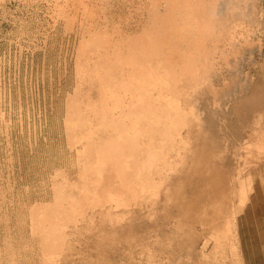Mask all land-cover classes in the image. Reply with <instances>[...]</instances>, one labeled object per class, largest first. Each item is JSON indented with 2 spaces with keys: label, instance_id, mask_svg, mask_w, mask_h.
<instances>
[{
  "label": "bare ground",
  "instance_id": "1",
  "mask_svg": "<svg viewBox=\"0 0 264 264\" xmlns=\"http://www.w3.org/2000/svg\"><path fill=\"white\" fill-rule=\"evenodd\" d=\"M73 1L61 10L68 20L79 21L70 9L107 19L86 39L79 32L75 97L62 111L75 160L56 170L53 202L29 211L43 264L69 262L89 236L141 247L134 227L172 250L195 233L201 249L212 244L205 260L226 244L237 259L240 213L258 173L264 181L262 0Z\"/></svg>",
  "mask_w": 264,
  "mask_h": 264
},
{
  "label": "rangeland",
  "instance_id": "2",
  "mask_svg": "<svg viewBox=\"0 0 264 264\" xmlns=\"http://www.w3.org/2000/svg\"><path fill=\"white\" fill-rule=\"evenodd\" d=\"M60 1L63 5H61L62 3L59 2V0H0V264H4L6 260L7 262L5 264H11L12 262V264H16L15 261L17 260V264H22L23 262V264H43V258H41V252L39 251V244H37L39 242L32 237L30 231V218L28 219V215L30 214L29 211L31 206L41 201V198L44 199L48 205L53 202V187L59 189L61 186V179L59 174H56V170L71 168L73 163L72 160H75L73 157L74 153L69 152L70 150L67 147L68 140L63 125L65 120L62 111L65 113L67 105L64 106V104L68 103L69 98L75 97L74 90L78 81L77 68L75 67H78L76 61L78 62V49L81 44V39H78L79 37H84V32L90 30L94 24L97 23L96 25L98 27L100 24L98 22L102 24L104 22L102 19L107 18L99 14L98 16H100V18H98V16L89 15L93 18L91 21L89 16L88 18L86 16V19H84L85 15L80 13V11L78 13V10L73 9L72 11V9H70V16L72 17L75 14L77 17L76 19H79V21L74 19L78 23H73V17L68 20L62 15L61 10L65 9L66 11L68 6L74 1ZM261 3L260 6L264 8V0H262ZM116 5L118 8H122V6H119L120 4L116 3L113 6V12L118 9L117 7V9H115ZM116 12L117 13L114 12L116 15L113 16V20L119 22L121 18L117 17L118 10ZM262 13H264V9H262V17L260 18L261 27L264 28V14ZM57 15L59 16L57 17ZM64 20H66V26ZM81 20L82 24L80 23ZM93 20H95V23ZM109 20L111 19L109 18ZM69 21L74 25L72 23L70 24ZM67 22L69 23L67 24ZM89 23L91 24L90 27ZM80 25L84 26V28L80 27ZM122 25L125 26V24ZM65 27L67 29H65ZM129 27L132 29L135 26L131 24ZM82 29H85V31L83 32ZM80 31L82 32V34H80L82 36L79 35ZM70 32L72 34H70ZM88 33L87 31L84 37L85 39L87 36L89 37ZM75 54L78 56H75ZM252 73L254 74V71ZM255 73H257V71H255ZM240 76L242 78L244 77L242 73L238 78H240ZM260 88L264 91V77H262V82H260ZM245 114L247 116L246 111ZM68 152L69 154H67ZM70 153L73 158L70 156ZM70 160L72 162L69 164ZM258 168H260V166H256L255 169L253 168V176ZM261 171L262 169L259 172ZM258 175L259 173L256 178ZM249 203V207L252 204L254 206V203L251 201ZM255 203H257V205L259 204L256 211L253 212L246 209L245 213L243 212L242 214L241 212L239 216L240 224L242 220H244L241 227H239V236L236 235L235 237V246L236 249L238 248L236 252L238 258L240 257L239 259H235V256L231 257L230 246V251L226 250L228 248L226 244V249L223 246L222 252L220 251L221 253L219 252L216 258L208 257L210 260H205L207 258L204 259L200 251L203 250L206 255H212L213 250L210 249L212 248V244L207 240L209 243L206 242L207 244L205 243L204 248L201 249V244H199L201 242L195 233H192V237L185 242V245L182 244L181 247L174 245L173 250L172 248L167 249L165 245L160 243L163 248L162 250L160 245L158 246V243L151 242V240L153 241L155 239L154 234L156 231L153 232V236L148 243L147 237L145 236L146 241H144L143 234H139L137 227H132L133 229L136 228L140 236H137L138 234L135 235L137 233L135 230H133V233L131 232V236L134 234L136 239H140V241L138 239L136 242L138 241L142 244V248L140 245H135V241L132 240V238L129 241V246H127L125 242H122L125 243L122 244L120 241L113 242L109 244V246L105 243L104 245L99 239L97 240L94 238V236H89V238H84L81 241L82 249L79 248V252H74L78 254L72 256V258L68 260L69 262L65 260L63 263L246 264L249 250L255 248L254 251L257 252L259 248H264V216L259 215L260 213H264V210H261L262 208L259 210L260 205H264V201ZM145 232L147 231H144V233ZM10 236L12 237L11 241ZM141 237L143 240H141ZM11 245H14V247L12 248ZM154 245L156 246L154 247ZM182 246L183 249H181ZM157 247H159L161 251L159 248L157 249ZM188 247L189 253L187 250ZM14 248H16V250ZM150 249L154 250L151 251ZM193 250H195V254ZM122 251L124 253H122ZM157 251L162 256L159 255ZM14 252L16 256H14ZM150 252H152V254H150ZM185 252L186 255L184 256ZM101 253L104 258H102ZM155 253H157V256ZM167 253H169V256ZM241 253L242 255H240ZM20 254L22 260H20ZM163 254L167 256L165 257ZM175 254L180 255L175 256ZM226 254L229 257H227ZM18 255L20 257H18ZM78 255L80 256L75 257ZM171 256L172 258H170ZM145 257L146 259H144ZM11 260L13 261L11 262Z\"/></svg>",
  "mask_w": 264,
  "mask_h": 264
},
{
  "label": "crops",
  "instance_id": "3",
  "mask_svg": "<svg viewBox=\"0 0 264 264\" xmlns=\"http://www.w3.org/2000/svg\"><path fill=\"white\" fill-rule=\"evenodd\" d=\"M260 179L256 178L255 180L256 189L250 199V201L254 203V206L253 204L250 205V210L253 212L256 211V208L259 206V204L257 205V203L255 202L264 201V181H261ZM260 209L264 210V205H260L259 210ZM259 215L264 216V213H260ZM254 250L255 248L249 250L248 252L249 256L247 259L248 261L246 262V264H264V248H259L257 252H255Z\"/></svg>",
  "mask_w": 264,
  "mask_h": 264
}]
</instances>
